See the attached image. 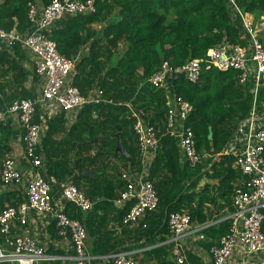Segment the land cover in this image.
Instances as JSON below:
<instances>
[{"label": "trees", "instance_id": "obj_1", "mask_svg": "<svg viewBox=\"0 0 264 264\" xmlns=\"http://www.w3.org/2000/svg\"><path fill=\"white\" fill-rule=\"evenodd\" d=\"M30 1L37 0H0V27L25 31L29 27ZM39 1L48 4L52 0ZM234 3L231 0H96L95 12L64 18L62 24L56 23L49 31L48 35L57 43L59 51L75 60L71 84L90 101L72 111L75 112L74 120L69 125L68 111L58 110L49 117L38 105L34 121L44 125L45 130L37 153L42 157V173L52 187V195L56 183L71 177L73 183L95 201L88 212L70 201L64 207L70 217L86 226L92 238V254L96 256L92 264H104V260L113 263L111 258L103 257L131 250L124 245L125 241L109 232L108 215L98 213L106 205L114 212L118 208L115 200L128 183L120 168L128 171L133 182L136 180L132 178V171L142 170L134 130L136 118L129 106L148 113L160 138L146 176L160 196L159 207L155 210L160 211V220L146 224L141 236L149 239L151 244L168 239V217L177 211H188L192 223L206 225L213 222L206 227L207 235L212 239L208 247L218 244L229 232L230 220L218 221L213 217L205 210L206 203L213 200L204 198L202 191L194 192V189L205 175L218 179L217 184L226 189L222 195L234 193L231 184L243 175L234 166L236 156L226 153L225 149L239 122L248 115L253 94L237 82V73L233 69H211L197 82L179 75L171 79L168 89L154 87L148 78L164 61L180 66L194 58H205L213 47L247 45L250 37L240 12L261 19L264 0H235ZM84 47L86 49L82 51ZM19 51L17 47L16 53ZM0 58L4 59L2 64L7 65L9 71L18 70L13 79L17 89L9 94L11 101L36 97L38 74H33L32 85L35 87L28 88L30 73L15 56L5 51L0 52ZM170 94L183 97L193 106L187 125L195 133L198 151L210 158L197 167L182 163L178 142L166 130ZM99 97L98 102L92 100ZM119 131L129 156L117 151ZM5 135L12 136L10 127L0 124V165L11 149L4 141ZM114 159L121 161L119 168L112 164ZM207 161H213V164L203 170ZM6 203V194L0 193V210ZM132 205L133 200L119 206L122 222ZM52 226H55L54 222ZM155 231L163 236L155 239ZM2 242L0 233V244ZM161 249L157 248L155 252ZM159 264L163 262L160 260Z\"/></svg>", "mask_w": 264, "mask_h": 264}, {"label": "built area", "instance_id": "obj_2", "mask_svg": "<svg viewBox=\"0 0 264 264\" xmlns=\"http://www.w3.org/2000/svg\"><path fill=\"white\" fill-rule=\"evenodd\" d=\"M231 1L234 3L235 0ZM95 11L96 0H52L48 4H42L39 0L30 1L29 27L25 31L0 27V50L21 46L31 54L35 72L41 80L36 97L15 99L4 111L0 110V124H7L10 115H18L25 154L32 166L26 199L16 206L6 205L0 210V233L3 236L0 264H38L52 257L32 235L14 229L18 223H28L32 210L51 217L57 234L70 238L75 251L74 264H92L96 258L87 245L86 226L70 217L64 208L54 205L52 187L44 179L42 157L37 153L45 128L34 121L36 107L42 103L49 102L52 109L55 105L57 109L51 111L54 113L58 110L75 111L90 101L71 84L75 60L63 55L48 33L64 18ZM240 15L250 37L247 45L224 44L213 47L207 51L205 58H194L180 66H172L164 61L148 78L154 87L168 89L171 79L179 75L197 82L204 72L211 69H233L237 73V82L253 94L248 115L239 122L225 149L226 153L236 156L235 167L243 176L232 197L230 230L219 239L218 244L210 248L212 264H264V41L259 35L261 30L247 17L248 14L240 12ZM92 100L98 102L101 99ZM167 104L166 130L176 138L183 161L191 167H197L204 156L197 149L192 127L187 125L193 106L183 97L173 94H170ZM129 108L136 118L134 130L141 154L154 152L160 142L156 126L143 109ZM122 177L128 183L115 202L124 205L133 200V205L123 217V223L130 226L146 213L155 211L159 207L160 196L152 181L143 179L133 182L128 172L122 173ZM2 181L5 184L22 183L23 174L14 157L4 159ZM62 195L83 212L94 207V201L73 183L63 187ZM210 224L212 222L201 227ZM168 226L172 234L171 241L177 242L192 228L190 213L172 212L168 217ZM174 255L178 263L184 262L179 247L174 249ZM108 258L113 260V264H137L133 253L129 251H118L105 259Z\"/></svg>", "mask_w": 264, "mask_h": 264}, {"label": "crops", "instance_id": "obj_3", "mask_svg": "<svg viewBox=\"0 0 264 264\" xmlns=\"http://www.w3.org/2000/svg\"><path fill=\"white\" fill-rule=\"evenodd\" d=\"M248 15L249 18L252 20L253 15L252 14H248ZM262 20H263L262 22L264 23V16H262ZM63 21L64 20H60L59 25L62 24ZM257 29L259 28L257 27ZM261 33L262 30L259 32V35L260 38L263 39L264 41V35H262ZM17 47L20 49L19 53H16ZM85 49H86L85 47L82 48V51H84ZM5 51L15 56L17 62L23 67V69L30 73V75L28 76V81L26 86L28 88L35 87L34 85H32L34 84L32 80H33V74L35 73V66L31 54L27 52L25 49H23L21 46H16L11 49L0 50V52H5ZM3 61L4 59L0 58V82H1L0 110L1 111H4L12 102L11 98L9 97V94H11L17 89L15 83L13 82V79L15 77L14 72L18 71V70L9 71L10 69H8L7 65L4 66L2 64ZM40 86H41V80L39 81V84L36 86V92L39 91ZM40 106L43 114L49 117L57 113V112L51 113V111H54L57 108L55 105H53L54 109H52L51 104L49 102L42 103ZM74 113L75 112L72 111L68 112L69 115L68 125L71 122H73ZM7 122H8L7 125L10 127V130L12 132V136L5 135L4 138V141L11 148L8 155L16 159L20 167V170L22 171L23 174V181L20 184H5L2 181V177L0 178V193L6 194V198H7L6 205H11L14 203L19 204L20 202L26 199V188L31 178L32 166L30 164L31 162L28 160L25 154V147L22 140V129L20 127L18 115L17 114L10 115L8 117ZM43 133L42 136L44 135ZM153 156H154L153 152H150L149 154L146 155L141 154L142 170L140 172L132 171V178L134 180L138 181V180L146 179V176L148 174V167L150 166ZM205 157H207V155H205ZM205 157H203V161L201 164H204L206 160L210 159V158L208 159V157L207 158ZM181 160L182 163L184 164L185 162L183 161L182 157ZM2 163L0 166H2ZM120 163L121 161L119 160H115V159L112 160V164H114L115 167L119 168ZM212 164L213 161L212 162L207 161L206 164L203 165V170L207 169V165L211 167ZM42 169H43V163H42L41 171ZM119 171L121 173L128 172L125 169H123V167L120 168ZM240 180L241 177L238 178L237 181L234 182V184H231L233 188H236L237 186L240 185L239 184ZM218 182L219 181L217 178H210L204 175V177L201 179L199 184H197L196 188L194 189V192L202 191L203 192L202 196L204 198L213 200V201L209 200V202L206 203L205 210L210 211L213 214V217L218 218L217 219L218 221L225 219L230 220V215L233 212V206H232L233 194L229 195L226 192L224 195H222V192H224L226 189L223 188L221 184H217ZM70 183H73V178L71 177L63 182L56 183V188H55L56 190L54 191L53 194V202L55 207H61V208L65 207L66 202L68 201H66L65 198L63 197L62 190L65 185ZM205 187L207 188L205 189ZM189 193H191V190H189ZM108 206L109 205L104 206V209L101 208L98 213L101 216L104 214L108 215V220L106 225L107 228H109V232L112 233L115 238L125 241L126 243L124 245L131 247V250L128 251L133 253V257L137 261V264H159L160 260L163 262V264H165L164 261L169 262V264H212V255L210 253L211 246L210 247L207 246L208 243L212 242V239L207 235L206 232L207 226L202 228L203 225H200L197 222H193L192 228L185 235H183L177 242L171 241L172 234L169 230V233L166 234L168 239L164 241L161 240L151 244L150 242H148L149 239H146L145 237L141 236V233L145 229L144 227H146L144 226V224H149V223L154 224L156 223L157 220H160V218H158L159 217L158 214L160 213V211L157 210L153 213L152 212L146 213L142 218H140V220L136 224H132L129 226V225H125L121 221V217H120L121 208L119 206L122 205H118L116 203V206L118 208L115 212L112 210V208ZM52 223L53 220L51 219V217L42 216L32 210L29 216L28 223L25 225H21L20 223H18L16 224L14 229L18 232H25L32 235L45 248L46 252L52 256L49 260L39 262L38 264H74L75 251L70 238L59 236L57 234L55 226H52ZM156 232L157 231H155V234ZM160 233H157L155 235V239H159L163 236V234ZM87 245L89 250L92 251V245H93L92 238L89 235L87 239ZM160 247H162L161 251L155 252V250ZM177 247L180 248V255L184 258L183 263H178L176 260L177 256L174 255V249ZM104 264H113V263L110 262L109 260H104Z\"/></svg>", "mask_w": 264, "mask_h": 264}, {"label": "water", "instance_id": "obj_4", "mask_svg": "<svg viewBox=\"0 0 264 264\" xmlns=\"http://www.w3.org/2000/svg\"><path fill=\"white\" fill-rule=\"evenodd\" d=\"M118 137V145H117V151L124 153L125 155L129 156V152L126 150V148L124 147L123 143H122V136H121V132L119 131L117 134ZM209 137H212V132H210Z\"/></svg>", "mask_w": 264, "mask_h": 264}, {"label": "rangeland", "instance_id": "obj_5", "mask_svg": "<svg viewBox=\"0 0 264 264\" xmlns=\"http://www.w3.org/2000/svg\"><path fill=\"white\" fill-rule=\"evenodd\" d=\"M247 17L249 18V15H247ZM252 21H254V24H255L256 28L258 27L259 29L262 30V33L261 34L264 35V23L262 22L263 21L262 20V17H261V19H258V18H256L253 15ZM96 28L98 29L99 28V25H96Z\"/></svg>", "mask_w": 264, "mask_h": 264}]
</instances>
